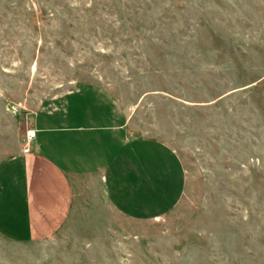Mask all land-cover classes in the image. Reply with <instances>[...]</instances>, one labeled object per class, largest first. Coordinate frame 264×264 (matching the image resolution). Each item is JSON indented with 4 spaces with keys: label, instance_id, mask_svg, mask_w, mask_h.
<instances>
[{
    "label": "rangeland",
    "instance_id": "rangeland-1",
    "mask_svg": "<svg viewBox=\"0 0 264 264\" xmlns=\"http://www.w3.org/2000/svg\"><path fill=\"white\" fill-rule=\"evenodd\" d=\"M82 83L174 154L182 190L126 216L90 185L53 237L0 233V264H264V0H0V161Z\"/></svg>",
    "mask_w": 264,
    "mask_h": 264
},
{
    "label": "crops",
    "instance_id": "crops-1",
    "mask_svg": "<svg viewBox=\"0 0 264 264\" xmlns=\"http://www.w3.org/2000/svg\"><path fill=\"white\" fill-rule=\"evenodd\" d=\"M123 115L122 103L94 84L43 100L28 127L30 151L0 161V233L53 237L90 185L126 216L169 208L182 190L181 164L156 140L130 137Z\"/></svg>",
    "mask_w": 264,
    "mask_h": 264
},
{
    "label": "built area",
    "instance_id": "built-area-1",
    "mask_svg": "<svg viewBox=\"0 0 264 264\" xmlns=\"http://www.w3.org/2000/svg\"><path fill=\"white\" fill-rule=\"evenodd\" d=\"M34 140H35L34 131L33 130H27L24 145H23V152L24 153L30 151L31 143H33Z\"/></svg>",
    "mask_w": 264,
    "mask_h": 264
}]
</instances>
